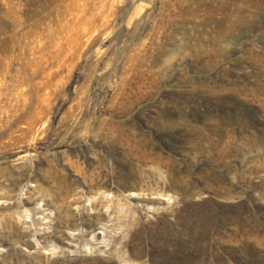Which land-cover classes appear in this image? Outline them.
Wrapping results in <instances>:
<instances>
[{
    "label": "rangeland",
    "instance_id": "rangeland-1",
    "mask_svg": "<svg viewBox=\"0 0 264 264\" xmlns=\"http://www.w3.org/2000/svg\"><path fill=\"white\" fill-rule=\"evenodd\" d=\"M106 263L264 264V0H0V264Z\"/></svg>",
    "mask_w": 264,
    "mask_h": 264
},
{
    "label": "bare ground",
    "instance_id": "bare-ground-1",
    "mask_svg": "<svg viewBox=\"0 0 264 264\" xmlns=\"http://www.w3.org/2000/svg\"><path fill=\"white\" fill-rule=\"evenodd\" d=\"M123 128L124 130L128 129V128L125 129V127ZM124 130H122L121 132L119 131L121 133L120 138L123 140V143H124L123 144L124 151L122 152L123 162L120 161V164H119V161L117 162V168H116L118 171L117 176L114 179H112V181H109L106 176V170H105L106 167L105 168L100 167L99 169H97V171L95 170L96 172L93 171L94 172L93 174H90V175L85 174L87 176L84 175L85 177H82L84 178L83 182H84V186L88 190V194L92 196L91 209L92 211L95 212L94 216H89V217L95 218L98 221L104 217L102 213V210L104 209H107V211L112 210L111 213L116 216L117 220L118 221L122 220L120 200L118 204H114L109 207L108 205L111 202L105 203L104 201L105 194L108 193V195H110L112 192H114V194H116L115 198L121 197L124 194H128V193L134 195L138 191L139 187L141 186L144 180L150 179L151 177H153V174L149 170L148 171L143 170L142 165L146 166V164L148 163H156V162L158 163L157 160H159L158 157L156 158L154 157L152 152H150L149 150H146V143H144L142 140L139 141V139L137 140L136 138L131 137ZM74 131L77 132L78 127H75ZM118 133L116 135H118ZM115 139L116 138H114L113 142L111 141V143H114ZM122 140H120V144ZM120 148H123V146H121ZM77 217H78L77 215L74 216V218H77ZM13 221H14V214H9V215L4 216L3 222L8 228H13ZM137 221L138 220H135L132 223V227L135 229L134 234L136 235L140 232V229H141V228H138ZM67 225L70 227H74L75 224H74L73 219H69L67 221ZM91 228H93V225ZM10 236H11V233H10ZM17 243L24 245V246H31L30 242L23 241L22 238H20ZM106 264H109V263H106Z\"/></svg>",
    "mask_w": 264,
    "mask_h": 264
}]
</instances>
